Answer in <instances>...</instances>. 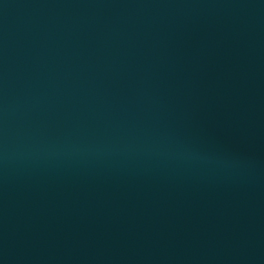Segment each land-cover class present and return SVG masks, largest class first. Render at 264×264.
Wrapping results in <instances>:
<instances>
[{"label": "water", "instance_id": "water-1", "mask_svg": "<svg viewBox=\"0 0 264 264\" xmlns=\"http://www.w3.org/2000/svg\"><path fill=\"white\" fill-rule=\"evenodd\" d=\"M0 264H264V0H0Z\"/></svg>", "mask_w": 264, "mask_h": 264}]
</instances>
